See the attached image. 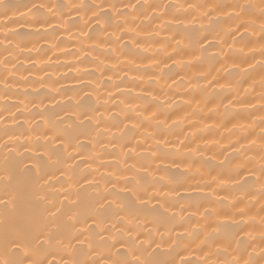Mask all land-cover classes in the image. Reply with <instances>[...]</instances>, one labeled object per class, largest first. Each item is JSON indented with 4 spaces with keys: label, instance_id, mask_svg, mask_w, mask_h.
Instances as JSON below:
<instances>
[{
    "label": "bare ground",
    "instance_id": "6f19581e",
    "mask_svg": "<svg viewBox=\"0 0 264 264\" xmlns=\"http://www.w3.org/2000/svg\"><path fill=\"white\" fill-rule=\"evenodd\" d=\"M0 4V176L42 159L58 200L134 201L114 252L264 264V0Z\"/></svg>",
    "mask_w": 264,
    "mask_h": 264
},
{
    "label": "snow or ice",
    "instance_id": "6c2138e0",
    "mask_svg": "<svg viewBox=\"0 0 264 264\" xmlns=\"http://www.w3.org/2000/svg\"><path fill=\"white\" fill-rule=\"evenodd\" d=\"M0 7L6 15L16 5ZM60 131L66 139L72 138L67 130ZM52 154L61 162L59 149H53ZM49 167L42 159L23 169L5 163L0 176V264H175L162 261L155 251L148 252L133 240L126 248L122 245L120 250L112 251L121 241L110 242L103 236L110 231L107 221L118 214L117 208L128 214L141 209L132 200L114 208L116 200H109V195L118 194L107 189L88 196L78 193L76 199L65 194L58 200L48 191L44 178ZM140 199L136 195V200ZM137 251L141 255L147 252V256L141 260ZM130 254L133 259H129Z\"/></svg>",
    "mask_w": 264,
    "mask_h": 264
}]
</instances>
